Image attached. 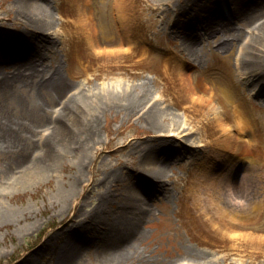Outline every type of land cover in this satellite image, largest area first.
Listing matches in <instances>:
<instances>
[{
    "label": "bare ground",
    "instance_id": "1",
    "mask_svg": "<svg viewBox=\"0 0 264 264\" xmlns=\"http://www.w3.org/2000/svg\"><path fill=\"white\" fill-rule=\"evenodd\" d=\"M11 1L16 7V23L21 28L17 32H8V30L1 32L7 34L6 39L0 43L3 50L7 53H0L3 57H7L19 49L25 51L27 48L24 46H29L31 50L34 51L35 49V54L33 57L15 63L17 66L12 70L4 69L1 71L2 69H0V92L6 90L9 99H12L19 98V94L17 93L21 92L23 88L25 90L34 89L38 94L43 96L48 89H51L53 97L51 96L49 99L48 97L45 98L46 102L58 100L61 106L57 110H54L53 113H56L54 118L51 119L49 117V120L44 124L43 129L45 132L41 133V137L36 140L33 139L36 135L34 133L35 130L26 125L27 121L16 120L3 111L6 108L3 107L2 111L0 109V151H6L12 156L14 155L13 161L10 162L8 168L4 171L3 181H0L2 187L0 188L15 187L19 179L29 173L34 177L29 181V184H31V182L33 183L32 180L36 179V177L50 174L55 170L56 161L59 157L65 159L67 154L74 153L77 166L73 164L75 168L72 167L71 174L63 188L55 190L50 195L51 202L58 205L56 210H60V213L66 214L61 221L67 222L63 225H56L53 231L64 232L68 226L75 227L63 240L64 242L69 239V247H63L61 250L63 254L61 255L62 261L59 259L60 264L77 263L78 255L70 249L76 248L79 250L81 248L83 244L80 239L82 230L88 228L91 229V232H96L97 234L103 233L100 237L101 248L97 249L98 253L96 255V259H99L100 264H119L121 260L140 257L138 256V251L133 248L136 241L134 239H140L142 235L141 231L137 232V227H139L138 224L140 222H146V218L151 215L149 210L145 211L142 205L144 196L146 197L151 189L159 192L158 188H162L165 189L164 193L169 199V194L167 193L169 188L166 186L167 182L165 179L167 174L164 168L165 163H163L169 157L166 156L167 154L164 156L163 153H174L175 148L178 151L174 153L175 155H180L179 149L183 150V154L187 153L186 145L193 148L200 147L199 150L191 152L192 154L188 156L192 159L189 160L190 167L195 175L193 180H196L197 188H188L186 191L190 193L193 190L192 203L194 206L205 208L206 200H208L206 209L210 208L214 213L207 218L212 219L216 216H222L215 224L217 225L215 228L232 237H238L239 235L237 224L249 222L245 228H250L252 224H257L256 217L258 213L253 215L256 212V203L250 201L252 192L247 188L244 191L247 201L251 204L250 215L247 213L246 215L238 209L237 200L231 199L233 194L229 190H224L225 185L229 184L231 180L229 177L232 176V173L229 172L228 175L223 174L226 173V169L233 170V173H235L234 169L236 167L241 168L238 164L236 165L235 157L238 154H241V157H245L246 160L242 164V176L235 182L236 186L234 188H237V185L244 181L248 182L252 176V172L250 171H257L260 168L258 159L257 161L254 160L255 155L252 149L255 147L253 139L249 134L253 127L256 128L255 117L252 112L246 114L241 109L235 113L233 122L228 121L229 124H226L223 120L224 117L221 118L219 115L212 94H205L215 84V78H202L200 82L203 86L200 87L203 93H198L190 80L191 77L188 76L187 70L188 68H196L195 83L197 84L198 75L205 68L204 63L209 55H219L222 53V56L229 58L237 51L238 55L242 58V63L243 59L247 60L245 62L246 65L243 66L242 64L243 67H240L250 71L252 73L249 74L251 77L257 76V79L260 81L259 84L264 86V0L230 1L232 4H235L234 12L240 19L239 24L241 28L244 24L248 23H251V28L253 27L252 33L250 32L248 35L239 31V37L235 32L236 29L230 28L233 26L232 24H226L224 20L221 22L217 17L210 18V7L205 6L203 8L204 4L200 2L187 0L186 3L179 4L172 13L170 9L163 7L167 2H161V6L155 4L151 6L153 11L161 15V20H164L165 17L168 19L165 22L167 25L163 28L164 31L169 29V31L173 32L172 27L180 30L179 33L181 34L177 36L178 43L174 42L173 46L181 49L179 53H188L190 57L186 58L184 56L185 58L183 59L182 54L176 55L180 61L178 66L179 71L183 72L184 75L187 73V76H180L183 79V85L179 87V91L176 89V92L178 94L180 92L185 97L190 98V103L184 109H195V113L191 115L185 114L184 111L181 114L172 109H169V112L168 109L157 108L155 107L156 102L149 104L152 100V93L147 80H143L144 77H139V81H136V79L133 82L116 79L117 81L106 86L89 85L88 88H84L74 85L72 87L71 81L69 78L63 77L58 65H44L46 54L43 52V46L47 50H51L57 44V41L53 39L54 37L49 32L54 26V18L47 15L38 16L37 14L41 11V8L33 14V10L28 8V3L35 2L33 0ZM35 6H32V9ZM123 6L120 0H115V7L119 13L115 18V27L119 34H115L114 39H112L113 41H118L117 44L111 47H104L109 52L115 51L114 53H109V55L118 54V51L131 48L135 44L134 41H131L133 39H127L126 34L130 32L129 27L137 22L130 12L129 3H125L124 8ZM82 10L80 18L78 17V27L85 30L88 43L96 48L100 46L96 36L97 28L92 17ZM168 12L171 14L167 16ZM182 15H188L191 21L188 22L185 19L180 24L179 17ZM149 20L154 21L152 18ZM143 21L142 19L141 22ZM112 29L114 30V26ZM112 29L109 27L108 31L104 30L110 38L113 37ZM231 31L234 36L231 38L225 37ZM94 35L95 37H93ZM205 35H207L208 39L205 38ZM244 36L247 37V40L244 39ZM11 38H14L15 41L8 40ZM210 38L214 41L211 42ZM39 41L44 43L41 44ZM215 42L218 43L215 44ZM166 53H169V50ZM107 54L105 53V55ZM246 56L247 59L244 58ZM168 58L170 57H164L165 61ZM193 61H196L197 64L195 65ZM212 67L213 64L210 62L208 69H212ZM224 75L225 73L220 72L218 80H232L230 76ZM36 76L40 78L37 80ZM234 84L240 87L239 84L235 82ZM163 87L164 85L161 86V88ZM67 89H69V94L66 92ZM222 91L227 97H232L235 94L232 87L224 86L222 87ZM163 94V90H161V95ZM249 101L251 102L252 100ZM255 103L264 114V106L258 102ZM144 107L145 109H143ZM109 110H125L128 118L135 116L137 120H142L145 126L154 128L155 133L146 134L141 131L137 135L129 137L124 144L128 145L135 138L151 139V142H148L142 148L140 157L138 158L137 170L135 169L133 172V177L136 178L140 192H137L132 188L131 184H128V176L125 178L123 176L120 177L125 182L119 185L120 179L116 175L115 170L107 169L103 170V173L97 177L102 190L97 195L88 193L89 197H87L84 194L85 189L80 191L79 183L82 181L85 166L90 161L91 151L96 149L98 142H100L99 138L101 134L98 131L100 113ZM257 118L260 121H257L258 127L259 124L264 126V115L260 116L258 114ZM202 119H206V123L211 120L215 121L216 129L218 130L215 138L212 141L206 140L205 143H201L199 140L203 141V138L213 135L215 131L206 126L204 128L208 131L201 133L197 122H200ZM235 122L237 123L236 126H234ZM234 131L238 134L237 138L233 134ZM176 138L183 144L175 143L170 146V142ZM24 139H30L31 142L25 145ZM240 140L243 141V146L240 153H237L236 147H238ZM177 145L178 147H176ZM27 150H30V152H27ZM160 154L164 156L163 162H161L162 158L157 156ZM180 157L183 159L187 158L186 156ZM241 157L237 159H242ZM254 179L253 177L250 184H256ZM95 181L96 179L92 178L91 183L94 186L96 185ZM247 184L249 185V183ZM82 186H87V183ZM111 187L114 189L113 192L111 191ZM239 190H241V187ZM258 190L259 195L255 200L257 198L264 199V184L259 183ZM112 194L115 196H112ZM73 198L83 200L85 210L81 214L76 212L70 216V210L67 208ZM115 201L116 205H114L113 209L108 210L107 206L110 203L114 204ZM159 204L162 205L160 202ZM259 207H262V204L257 205V209ZM63 209L67 210L64 211ZM10 211L15 213L16 209L5 205L0 206V219L7 221L9 218L7 213ZM19 213L21 215L24 213V210L22 212L19 210L18 215ZM18 215L17 219L19 218ZM138 215L141 216L137 218ZM225 219L232 224V227H230V224ZM64 225L65 228H63ZM27 226H29V223H21L19 224V230L23 231ZM132 233H136V235ZM76 234V245L73 246L72 240ZM245 236L252 237L244 240L248 245H255L254 249L261 247L264 243V238L261 235L250 233L241 235V238ZM63 242H61V246ZM65 243L68 246V242ZM32 251L34 250L32 249ZM189 255L191 257L182 258L178 264H202L198 259H203V252H196L194 249L188 248L183 256L187 257ZM205 255L212 256L213 254L209 252L208 255ZM33 256L34 253H26L14 264H33ZM189 258L192 260V263L185 260Z\"/></svg>",
    "mask_w": 264,
    "mask_h": 264
},
{
    "label": "rangeland",
    "instance_id": "2",
    "mask_svg": "<svg viewBox=\"0 0 264 264\" xmlns=\"http://www.w3.org/2000/svg\"><path fill=\"white\" fill-rule=\"evenodd\" d=\"M33 1L35 2L28 3V8L33 10V14L41 8V11L37 14L38 16L47 15L54 18L55 21L53 26L55 29L52 28L49 32H51L50 35L54 37L53 39L57 41V44L51 50H47L43 46V52L46 54L44 57V65H58L63 77L69 78L71 81L72 87L74 85L84 88H88L89 85L106 86L117 81L116 79L133 82L136 79V81H139V77H144L143 80H147L152 93V100L149 104L156 102L155 107L157 108L172 109L181 114L182 111L187 115L195 113V109L193 108L184 109V107L188 106L190 103V98L185 97V95H182L180 92L179 94L176 92V89L179 91V87L183 85V79L180 76H187V73L184 75L183 72L181 73L179 71L177 59L174 60L169 58V60L165 61L158 50L136 44L126 50H117L118 54L111 55H109V53H114L115 51L109 52L108 49L104 48L111 47L118 42L112 40L114 39L115 33V19L113 21V18L119 15L118 9L115 7V0ZM120 1L124 6L125 3H129L130 12L137 22L134 25L145 22V24L137 26V30L144 31L148 34V37H150L154 29L161 28L164 25V22L158 19V15L151 9V6L154 4L160 5L161 2H167L163 7L176 9L184 0ZM230 1L231 0H193L192 2L204 4L203 8L205 6L210 7V18L217 17L221 22L224 20V23L232 24L233 26L230 28L236 29L235 32L238 37L239 31L247 35L250 34L253 28L250 27L251 23L244 24L241 28L239 24L240 19L234 12L235 4H232ZM32 6L35 7L32 9ZM81 10L87 12V14L92 17L97 28L96 36L100 46L96 48L88 43L85 30L78 27V17L80 18L81 16ZM169 13L170 12L167 14ZM15 15L16 7L13 5V2L11 0H0V43L6 39L7 35L6 33H1L2 31L8 30V32H17L21 28V26L16 23L17 19H15ZM151 18H155L156 20H151L152 24H149V19ZM184 18H186V15L185 17H181V19ZM142 19L144 20L143 22H141ZM186 19L185 21H191L188 15ZM113 26L114 31L112 29ZM109 27L112 29V38L105 32L108 31ZM233 36L231 31L227 33L225 37L231 38ZM93 37H95V35ZM205 38H207V35H205ZM210 39L211 42L214 41L212 38ZM244 39L247 40V37L244 36ZM8 40L15 41L14 38ZM39 43L42 44L44 42L39 41ZM217 43L215 42V44ZM24 47L27 48L25 51L19 49L14 54L7 57H3L0 53V57H3V61L6 59L5 63L0 62L1 71L4 69L12 70L17 66L15 63H19L24 59L34 56L35 49L33 51L29 46ZM2 50L3 48L0 45V51ZM179 51H181V49L176 47V52L173 53H175V55L182 54L183 59L185 57L190 58L188 53H179ZM3 53L7 52L5 51ZM105 53L108 54L105 55ZM221 54L222 53L213 55V57L209 55L205 64L210 60L213 67L225 73L227 76L231 77L233 73L234 75L239 74L243 76V80H239V77L236 78L240 83L241 89L238 91L234 87L233 90L235 94H233V97H227L222 91L220 81L217 80L213 87L208 89L205 93H213L215 97L220 100L219 104L216 103L218 105L217 110L220 117H224L223 120L226 124H229L228 121L233 122L235 113L237 112L236 108H246L245 113L249 114V112H252L255 117L254 121L257 125V121H259L257 118L258 114L260 116L264 114L253 100L260 104H264V95L263 93L259 94V89L263 88V86H260V81L258 83L256 79L257 76L251 77L249 74L244 73L250 72L242 68L246 65L245 62L247 60L245 61L243 59L242 63V58L238 55L237 51L229 58ZM244 58L247 59V56ZM193 63L195 65L197 64L196 61H193ZM160 69L163 70L161 71ZM193 70L194 69L187 70L189 72L188 76L191 77L190 80L198 93H203L200 87L203 86V84H201L200 81L202 78L207 77L201 73L203 72L202 70L198 75V83L196 84L195 76L197 73L193 72ZM38 78L40 77L36 79L38 80ZM164 79H167V84H161L160 81ZM236 80L234 78L230 84L236 83ZM241 82L245 84L246 99L242 96L237 106L235 103L236 95L238 93L243 94V90H245ZM163 85L164 87L161 88ZM68 90L69 89L66 90L67 94H69ZM161 90H163V95H161ZM51 91V89H48L43 96L38 94L34 89L25 90V88H23L21 92L17 93L19 94V98L9 99L8 93L4 90V92H0V109L2 111L3 107L6 108L3 109V111L16 120L27 121L26 125L35 130L34 133H36V135L33 139H39L41 133L45 132L43 129L44 124L49 120V117L51 119L54 118L56 114L53 113L54 110H57L61 106L58 100L53 102L49 100V102H46L45 98L48 97L49 99V97H53ZM247 96L252 98L251 103L247 100ZM143 109H145V107ZM197 123L199 124L198 129L201 133L208 131L204 128L206 126L215 131L213 135H209L203 138V141L199 140V142L205 143L206 140L212 141L218 133L215 121L211 120L206 123V119H202ZM236 125L237 123L235 122L234 126ZM98 131L101 134L99 138L100 142H98L97 148L91 151L90 161L85 166L82 181L79 183L80 191L85 189L84 194L87 197H89L88 193L97 195V193L102 190V186L100 185V181L97 180V177L103 173V170L113 169L120 179L119 185L125 182L120 177L123 176L125 178L128 176V184H131L134 190L140 192L136 183V178L133 177V172L137 167L142 148L147 145L148 142H151V139L135 138L128 145L124 144L132 135H137L141 131L146 134H154L155 129L145 126V123L140 119L137 120L135 116L128 118L125 114V110H109L100 113ZM258 131L259 135L255 144L259 149L256 148V151H253L257 152V157L261 164H263L261 168L263 171L264 126L259 124ZM23 141L26 142L25 145L31 142L30 139H24ZM175 143L182 144V142L176 138L170 142V146ZM242 146L243 144L241 143L238 149L236 147V151L240 152ZM176 147H178V145ZM27 152H30V150H27ZM188 153L182 155H172L170 152L163 153L164 156L167 154L166 156L169 157L167 158L168 160L166 159V162H163V155H157L159 158H162L161 162L165 163L164 168L167 174L165 178L167 182L166 186L169 188V191H166L169 194V199L164 193L165 189L162 188H158V190H160L159 192L151 190L152 192L149 191V196H144L142 205L144 206V210H149L151 215L146 218V222H140L138 224L139 227H137V232L141 231L142 235L140 239H134L136 241L134 242L133 248L138 251L137 253L140 257L121 260L119 264H178L179 260L182 258L191 257L190 255L187 257L183 256L188 248H192L196 252H203V259H198L202 264H264V243L261 247L254 249L255 245H248L244 240L252 237L245 236L241 238V235L248 234L245 232L249 230H251V234H256L258 232L263 233L262 237L264 238V224H252L250 228H245L247 226L246 224L249 222L237 224V232L239 235L238 237H232L215 228V226H217L215 224L222 216H216L212 219L207 218L214 213L210 208L206 209L208 200H206L205 208L194 206L192 203V196L194 195L193 190L190 193L186 191L188 188H197V182L193 180L195 175L189 163V160L192 159L189 157L184 159L178 157L187 156ZM13 156L6 151H0V181H3L4 171L8 168L10 162L13 161ZM56 162L57 165L55 166V170L50 174L36 177V179L32 180L33 183L31 182V184H29V181L34 177L29 173L21 177L18 184H15V187L0 188V206L5 205L16 209L15 213L12 212L13 210L7 213L9 217L7 221L0 219V264H14L26 253H34L33 264H60V261H62L61 255L63 253H61V250L63 247H69V239L64 242L63 240L75 227L68 226L65 228L64 225V232L53 231L56 225H63L67 222L61 221L66 214L60 213V210H56L58 205L51 202L50 195L54 193L55 190L63 188L71 174L72 167L75 168L73 164L75 166H77V164L75 163L73 152L67 154L65 159L59 157ZM92 178L96 179L95 186L91 183ZM85 183H87V186L83 187L82 185ZM247 186L251 187V185ZM0 187H2L1 183ZM111 188L113 192L114 189L113 187ZM244 191L245 188L241 187L239 193L237 192L236 195H234L235 198L231 199H236L238 202V200L241 199L240 196L243 197ZM112 196L115 195L112 194ZM161 200L162 205H158ZM114 205H116V201L114 204L110 203L107 209L112 210ZM67 209L70 210V216L76 212L80 214L83 213L85 210L83 200L73 198ZM67 209L63 210L66 211ZM238 209L241 210L239 203ZM19 210L20 212L24 210V213L21 215L19 213L18 215ZM17 215L19 216L18 219ZM140 216L141 215H138L137 218ZM225 221L229 223L227 219H225ZM21 223H29V226L24 228L23 231H20L19 224ZM230 227H232V224H230ZM81 234L80 239L83 242L81 248L79 250L76 248L70 249L71 251H75V254L78 255L76 264H100L99 259H96V255L98 253L97 249L101 248L100 237L103 233L100 232L97 234L96 232H91V229L88 228L83 229ZM132 234L136 235V233ZM75 240H77V234L72 240L73 246L76 245ZM61 242H63L62 246ZM65 242H68V246ZM256 244L258 245L257 242ZM32 249L34 251H32ZM209 252L213 255L206 256L205 254L208 255ZM209 259L211 260L209 261ZM185 260L192 263L190 258Z\"/></svg>",
    "mask_w": 264,
    "mask_h": 264
}]
</instances>
